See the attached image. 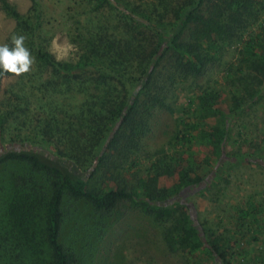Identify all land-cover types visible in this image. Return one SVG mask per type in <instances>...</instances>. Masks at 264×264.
I'll return each instance as SVG.
<instances>
[{
	"label": "trees",
	"instance_id": "16d2710c",
	"mask_svg": "<svg viewBox=\"0 0 264 264\" xmlns=\"http://www.w3.org/2000/svg\"><path fill=\"white\" fill-rule=\"evenodd\" d=\"M96 1L93 13L102 14L108 6L116 16H101L96 31L87 37L77 34L74 43L82 54L72 64L58 62L48 52L38 14L22 16L7 0H0L1 10L17 23L15 35L25 36L38 74H49L42 91H86L75 111L49 105L38 115L22 87L0 98V167L12 165L22 173L14 172L0 185V264H78L76 254L61 240L67 213L84 202L92 216L103 219L124 201L164 226L171 252L208 251L218 263L231 264L230 246L198 223L183 202L188 190L208 182L176 164L164 150L147 154L142 141L150 133L153 113L170 110L167 101L177 83L198 79L226 46L244 40L263 12L261 0H216L202 12L197 11L199 1L190 0L176 13L181 27L168 31L147 21L137 24L139 9L122 8L121 0ZM188 25L191 33L182 41L181 30ZM7 45L13 46L11 40ZM237 73L250 80L245 84L249 88L263 83L264 28L244 42ZM12 75L0 70V80ZM218 98L213 90L197 97L196 123L182 132V138L209 145L214 158L224 162L233 110L227 115L217 109ZM210 117H215L214 125L206 123ZM12 121L21 124L17 132H9ZM192 129L199 136H192ZM141 160L149 163L144 174L137 177L135 170L132 178L125 177L123 172L135 169ZM100 172L111 188L96 193L88 183ZM163 178H174L175 183L161 186Z\"/></svg>",
	"mask_w": 264,
	"mask_h": 264
},
{
	"label": "rangeland",
	"instance_id": "374dc122",
	"mask_svg": "<svg viewBox=\"0 0 264 264\" xmlns=\"http://www.w3.org/2000/svg\"><path fill=\"white\" fill-rule=\"evenodd\" d=\"M7 1L22 16L38 14L42 21V35L48 42V52L56 61L72 64H76L82 54L81 47L74 43L77 34L87 37L96 31L102 17L116 16V11L109 12L108 6L102 14L93 13L96 0ZM121 1L122 8L129 5L133 10L139 9L137 24L147 21L152 27L168 31L175 25L181 27L176 21V13L183 10V5L190 0ZM198 1L197 11L202 12L216 0ZM261 2L264 6V0ZM16 27V21L6 16L0 4V46L11 40ZM262 28L264 9L258 22L246 31L244 40L226 46L201 77L173 87L167 101L170 110L153 113L150 133L142 141L147 154L164 150L176 160V164L187 166L208 182L188 190L183 202L188 204L198 223L205 224L230 246L231 264H264V81L249 88L245 84L250 80L237 73L244 42L250 36H256ZM191 30V25L182 28V41L189 38ZM48 78V72L38 74L34 61L28 73L0 80V98L3 99L11 89L22 87L31 96L33 113H42L49 105L75 111L86 99V91L82 87L78 90L79 85L75 87L79 91L75 94L42 91L40 87ZM17 85L18 88L15 87ZM204 90H213L219 96L217 109L227 115L233 110L227 121L229 132L222 151L227 158L224 162L214 158L209 145L195 139L185 142L182 138V132L190 130V126L196 123L193 110L198 103L197 97ZM234 97L238 109L234 108ZM215 122V117L206 120L209 125ZM19 128L20 122L12 121L9 132H17ZM191 134L199 136L195 129ZM48 147L54 152L53 146ZM148 164L141 160L138 167L123 174L132 178V173L138 170L135 176L140 177ZM20 170L12 165L0 167V185L9 182L14 172L22 174ZM101 176L100 172L90 179L89 190L102 193L111 188ZM173 183L174 178L160 181L164 187ZM77 205L65 217L61 240L76 254L78 264H220L208 251L193 254L171 252L164 240V226L132 207L128 201L122 202L103 219L92 216L84 202ZM244 212L247 213L245 218Z\"/></svg>",
	"mask_w": 264,
	"mask_h": 264
},
{
	"label": "clouds",
	"instance_id": "9594fccd",
	"mask_svg": "<svg viewBox=\"0 0 264 264\" xmlns=\"http://www.w3.org/2000/svg\"><path fill=\"white\" fill-rule=\"evenodd\" d=\"M24 41L25 36L13 35L11 48L7 44L0 46V70L3 74L19 77L31 70L34 59Z\"/></svg>",
	"mask_w": 264,
	"mask_h": 264
}]
</instances>
